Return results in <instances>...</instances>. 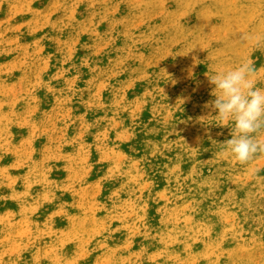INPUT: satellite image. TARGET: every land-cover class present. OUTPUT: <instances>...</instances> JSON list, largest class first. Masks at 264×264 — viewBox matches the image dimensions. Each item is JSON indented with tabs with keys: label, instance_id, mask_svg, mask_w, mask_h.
I'll return each instance as SVG.
<instances>
[{
	"label": "rangeland",
	"instance_id": "rangeland-1",
	"mask_svg": "<svg viewBox=\"0 0 264 264\" xmlns=\"http://www.w3.org/2000/svg\"><path fill=\"white\" fill-rule=\"evenodd\" d=\"M246 61L264 0H0V264H264V153L206 107Z\"/></svg>",
	"mask_w": 264,
	"mask_h": 264
},
{
	"label": "clouds",
	"instance_id": "clouds-1",
	"mask_svg": "<svg viewBox=\"0 0 264 264\" xmlns=\"http://www.w3.org/2000/svg\"><path fill=\"white\" fill-rule=\"evenodd\" d=\"M254 71L252 63L246 61L234 70L208 77L215 85L213 94L217 98L206 107L217 110L221 120L233 121L231 138L223 145L241 164L264 153V142L254 135L264 131V88L257 87L250 78Z\"/></svg>",
	"mask_w": 264,
	"mask_h": 264
}]
</instances>
